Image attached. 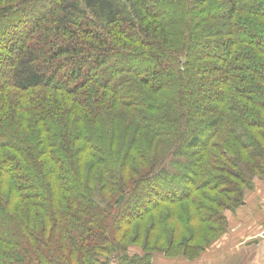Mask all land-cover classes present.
Wrapping results in <instances>:
<instances>
[{
	"label": "trees",
	"instance_id": "16d2710c",
	"mask_svg": "<svg viewBox=\"0 0 264 264\" xmlns=\"http://www.w3.org/2000/svg\"><path fill=\"white\" fill-rule=\"evenodd\" d=\"M257 178L264 0H0V264L195 260Z\"/></svg>",
	"mask_w": 264,
	"mask_h": 264
},
{
	"label": "crops",
	"instance_id": "0c3cea01",
	"mask_svg": "<svg viewBox=\"0 0 264 264\" xmlns=\"http://www.w3.org/2000/svg\"><path fill=\"white\" fill-rule=\"evenodd\" d=\"M228 227L199 258L157 256L153 264H264V178L244 193V203L227 211Z\"/></svg>",
	"mask_w": 264,
	"mask_h": 264
},
{
	"label": "rangeland",
	"instance_id": "374dc122",
	"mask_svg": "<svg viewBox=\"0 0 264 264\" xmlns=\"http://www.w3.org/2000/svg\"><path fill=\"white\" fill-rule=\"evenodd\" d=\"M137 197L141 199V193H140V192L137 194ZM135 204H136V202H135ZM225 216H226V213H225ZM226 220H227V219H226ZM227 227H228V222H227ZM226 230H227V229H226ZM134 251H135V250H134ZM157 256H164V255L159 254V255H157ZM157 256H156V257H157ZM156 257H155V258H156ZM164 257H165V256H164ZM114 264H115V263H114Z\"/></svg>",
	"mask_w": 264,
	"mask_h": 264
}]
</instances>
